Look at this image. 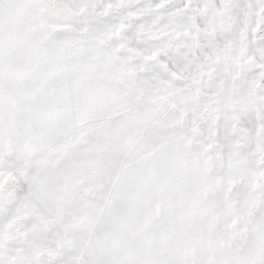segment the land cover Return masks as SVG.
Here are the masks:
<instances>
[{"label":"snow or ice","instance_id":"obj_1","mask_svg":"<svg viewBox=\"0 0 264 264\" xmlns=\"http://www.w3.org/2000/svg\"><path fill=\"white\" fill-rule=\"evenodd\" d=\"M0 264H264V0H0Z\"/></svg>","mask_w":264,"mask_h":264}]
</instances>
